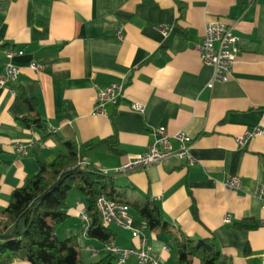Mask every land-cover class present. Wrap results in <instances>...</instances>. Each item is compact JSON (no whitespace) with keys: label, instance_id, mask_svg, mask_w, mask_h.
Masks as SVG:
<instances>
[{"label":"crops","instance_id":"1","mask_svg":"<svg viewBox=\"0 0 264 264\" xmlns=\"http://www.w3.org/2000/svg\"><path fill=\"white\" fill-rule=\"evenodd\" d=\"M217 20L233 27L242 50L228 79L208 87L214 69L203 63L197 46L206 24ZM7 51L15 52L11 62L19 77L0 85V211L38 173L40 161L67 152L59 138L76 144L90 166L105 170L146 151L164 127L192 137L197 162L188 166L173 157L106 175L116 195L129 202L132 227L140 231L134 237L133 229L110 225L113 243L138 246L145 237L163 264H180L167 231L195 240L214 236L234 264H263L264 132L246 146L237 137L257 127L264 131V0H0V78ZM113 82L125 83V98L108 105L106 114L95 113L97 87ZM24 92L38 101L35 114L47 125L46 138L42 128L18 123L28 113ZM134 103L145 104V111ZM111 138L114 144H99ZM18 143L28 146L26 155L15 151ZM230 175L241 177L239 190L224 186ZM145 201L157 204L162 225L142 219L137 207ZM85 208L73 189L68 218L56 234L76 237L81 261L94 264L108 253L84 230ZM247 219L259 225L237 226Z\"/></svg>","mask_w":264,"mask_h":264},{"label":"trees","instance_id":"2","mask_svg":"<svg viewBox=\"0 0 264 264\" xmlns=\"http://www.w3.org/2000/svg\"><path fill=\"white\" fill-rule=\"evenodd\" d=\"M22 97L28 113L20 117L18 123L26 128H42L46 138L50 135L47 125L35 114L38 101L25 92ZM59 141L67 152L59 154L52 162L40 161L38 173L28 178L24 186L15 189L8 207L0 211V264H9L16 259L28 260L32 264H84L76 237L59 239L56 234L58 227L68 218L65 207L73 189L86 202L90 217L87 233L103 243L114 241L113 231L104 225L97 210V198L106 194L116 201L129 202L111 189L112 183L102 169L96 166L82 169L78 165L83 158L76 144L64 142L61 138ZM114 143L111 138L99 144ZM137 208L147 224L162 225L156 203L145 201ZM258 225V222L248 219L237 223V226L249 229ZM167 235L176 246L180 264H193L195 258L200 264H234L233 259L221 251L214 236L195 240L171 231H167ZM114 263L115 256L108 254L94 264Z\"/></svg>","mask_w":264,"mask_h":264},{"label":"built area","instance_id":"3","mask_svg":"<svg viewBox=\"0 0 264 264\" xmlns=\"http://www.w3.org/2000/svg\"><path fill=\"white\" fill-rule=\"evenodd\" d=\"M118 35L123 38V27H119ZM203 63L210 65L214 69L213 79L208 83V87H213L215 82H223L228 79L232 67L242 50L241 38L234 32L233 27L217 20L206 24L202 43L197 46ZM14 51H7L8 62L4 75L0 78V85L5 86L15 82L19 77V68L11 62ZM37 68L36 64H33ZM125 98V83L113 82L106 87H97L95 96L94 112L97 114H106L108 105H118ZM133 108L143 112L146 105L143 103H134ZM261 128H255L247 131L237 137L238 142L246 146L250 138L254 135L263 133ZM193 139L183 131L170 134L167 129L160 127L155 131L153 141L147 150L137 154L125 164L113 169L102 170L105 175L113 173H128L136 169H142L152 164H160L169 158H178L188 166L196 164L197 160L191 152ZM15 151L21 155L28 153V146L18 143ZM78 165L82 169H89L90 164L84 159H80ZM224 186L233 191H237L242 186L240 176L230 175L224 180ZM263 201V191L259 193ZM97 210L106 226L117 225L121 228L133 229L131 206L126 202L111 199L106 194H101L96 201ZM80 217L84 222V230L87 232L90 226V217L87 208L80 210ZM226 221H230L227 216ZM146 224L143 225V228ZM133 236L140 235V231L133 229ZM104 250L108 254L115 256L118 263H126L130 259L136 260L139 264H163L159 256L147 246L145 237H141L140 245L132 247H122L114 243H104ZM264 264V260H263Z\"/></svg>","mask_w":264,"mask_h":264}]
</instances>
